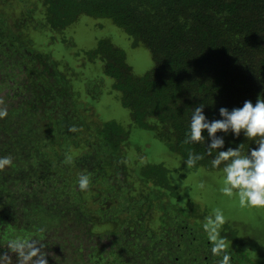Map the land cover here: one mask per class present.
<instances>
[{"label":"trees","instance_id":"1","mask_svg":"<svg viewBox=\"0 0 264 264\" xmlns=\"http://www.w3.org/2000/svg\"><path fill=\"white\" fill-rule=\"evenodd\" d=\"M8 1L0 0V157L12 164L0 170V253L9 236L43 228L48 264H218L224 253L229 264H264V226L259 235L247 227L248 235L226 221L224 253L213 255L203 230L212 208L182 206L165 167L131 156L143 149L131 141L136 128L184 164L190 152L201 155L192 172H222L211 167L207 132L195 144L184 143L185 133L201 104L211 121L221 107L264 98V0H42L40 12L21 9L18 18ZM81 17L108 20L129 50L149 52L150 70L134 75L126 50L109 39L82 48L74 70L28 35L32 25L65 42ZM86 64L91 73L75 83ZM105 87L129 113L127 127L90 117ZM217 135L221 150L257 147L243 132ZM80 175L89 177L86 191Z\"/></svg>","mask_w":264,"mask_h":264},{"label":"rangeland","instance_id":"2","mask_svg":"<svg viewBox=\"0 0 264 264\" xmlns=\"http://www.w3.org/2000/svg\"><path fill=\"white\" fill-rule=\"evenodd\" d=\"M42 0H11L5 3L6 10L12 12L17 18L20 16L21 9L34 8L40 5ZM38 12H40V7ZM35 13L36 15L40 13ZM41 16V14H40ZM42 17V16H41ZM28 35L33 39L34 46L43 52L52 54L55 60L60 63L67 64L76 69L82 57V48L90 49L100 39H109L116 46L126 50L127 63L136 76H142L152 67V59L149 52L141 47L130 49L131 41L125 38L120 30H117L108 20L95 21L86 17H81L79 21L64 32L65 42L62 37L55 36L43 31H34L30 25ZM51 39L58 42L50 44ZM81 53L80 55H76ZM87 64L82 70V76L74 79L75 83L85 81L87 76ZM95 68V70H93ZM91 70L99 71L97 65ZM108 84V83H107ZM79 89H82L79 86ZM84 86L81 91V102H85L83 95ZM109 90L105 87L104 94L100 103H97L89 110V115L100 121L115 120L127 127L130 124L129 113L122 109L120 104L114 100L112 95L107 94ZM132 143L140 144L143 149L140 154L132 152V155L140 164H158L168 170V177L171 183L180 192V202L182 206H186L189 201L207 204L212 210L219 208L223 211L226 221H233L241 229L243 233L247 227H253V232L257 235L262 232L264 226V208L241 207L238 198L235 196L227 197L221 194L220 188L223 185V174L206 173L203 170L192 172L177 156L168 152V150L157 141L152 134L133 128L131 130ZM134 149V148H133ZM203 185V187H201ZM212 215V211H210ZM245 228V230H244ZM248 234L249 233H245ZM254 234V235H255ZM252 236V235H251Z\"/></svg>","mask_w":264,"mask_h":264},{"label":"clouds","instance_id":"3","mask_svg":"<svg viewBox=\"0 0 264 264\" xmlns=\"http://www.w3.org/2000/svg\"><path fill=\"white\" fill-rule=\"evenodd\" d=\"M203 109L204 105L201 104L191 110L184 143L195 144L204 141L202 132L206 131L210 141L207 144L208 155H212L213 150H216V155L211 160V167L220 168L223 174L221 194L227 197L235 196L241 207L264 208V98L258 97L255 105L246 100L239 108L229 110L221 107L219 109L221 119L211 121L206 118ZM6 115V111L0 109V118ZM75 130V128L69 129V131ZM218 132L224 134L231 132L234 137H238L243 132V135L253 140L257 147L246 153L241 151L242 144L221 150L225 147V140L223 136L217 135ZM201 159V155L190 152L185 164L191 167ZM11 164L10 156L0 157V170ZM89 183L87 175L78 177L77 184L81 191H86ZM224 223L223 211L215 208L203 225L213 255L224 253L226 241L220 234ZM43 231V228H38L33 232L9 236L2 247L7 251L0 253V264H48L40 235ZM11 254H14L15 261ZM229 260L230 257L224 253L218 264H229Z\"/></svg>","mask_w":264,"mask_h":264}]
</instances>
